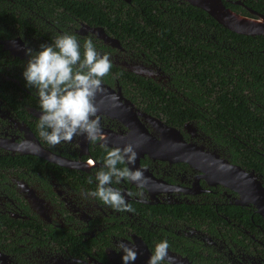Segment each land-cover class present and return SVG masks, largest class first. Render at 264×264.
Returning <instances> with one entry per match:
<instances>
[{
    "label": "flooded vegetation",
    "instance_id": "1",
    "mask_svg": "<svg viewBox=\"0 0 264 264\" xmlns=\"http://www.w3.org/2000/svg\"><path fill=\"white\" fill-rule=\"evenodd\" d=\"M14 2L7 0L10 8ZM49 12H29L28 22L16 30L13 26L11 36L0 40L7 42L2 50L11 75L22 76L28 49L37 51L57 34L71 32L81 45L91 38L120 73L164 85L162 70L144 62L145 56L124 40L113 38L116 42L109 44L92 31L101 28L105 33L103 27L66 20L70 14L60 15L57 7ZM33 14L40 20H31ZM109 73L113 81H102L92 99L100 125L95 141L77 134L70 141L48 144L37 128L35 90L0 87V98H16L0 100V157H6L0 161V215L10 219L0 227V264H148L161 240L168 248L159 264H264V148L254 150L260 158L248 166L252 153L245 141L221 142L210 132L206 122L211 114L202 107L208 103L195 106L180 95L185 116L166 119L144 102L152 94L121 85L119 73ZM189 107H195L191 118L186 117ZM222 135L249 137L233 130ZM161 137H182L183 151L156 146ZM128 145L138 166L135 159L131 168L126 160L117 166L139 170L142 177L113 182L129 206L117 211L87 193L95 190V174L106 151ZM176 151L182 152V161L176 160L180 154H171ZM243 173L248 182H238Z\"/></svg>",
    "mask_w": 264,
    "mask_h": 264
},
{
    "label": "trees",
    "instance_id": "2",
    "mask_svg": "<svg viewBox=\"0 0 264 264\" xmlns=\"http://www.w3.org/2000/svg\"><path fill=\"white\" fill-rule=\"evenodd\" d=\"M14 1L10 8L7 0H0V40L11 36L13 26L16 30L22 26L21 22H28L29 12L51 15L49 11L54 7L60 10V15L70 14V19L66 20L101 26L109 37L124 40L123 44L145 56L144 62L155 64L167 76L161 85L128 72L120 73L112 66L109 72L119 73L121 85H136L145 89L140 90L142 95L152 94V98H145L144 102L162 111L166 119L181 120L185 116L180 95L195 106L208 103L202 107L211 114L206 122L210 132L218 134L221 142L245 141L252 153L248 166L260 158L254 150L264 148V36L231 32L205 11L177 0ZM222 1L240 15L254 17L249 9L264 15V0ZM34 19L40 20L36 14L32 15L31 20ZM128 39L130 41H126ZM5 56L0 45V87L25 85L22 76L10 74ZM17 71L21 72V68ZM102 81L111 84L113 77L108 73ZM164 86L171 89L165 90ZM15 99L0 98L1 101ZM194 109L187 108L186 117L191 118ZM230 130L249 137L222 135ZM20 157L21 160L31 158ZM5 159L0 157L1 162ZM9 220L0 215V227Z\"/></svg>",
    "mask_w": 264,
    "mask_h": 264
},
{
    "label": "clouds",
    "instance_id": "3",
    "mask_svg": "<svg viewBox=\"0 0 264 264\" xmlns=\"http://www.w3.org/2000/svg\"><path fill=\"white\" fill-rule=\"evenodd\" d=\"M26 54L28 59L22 78L25 87L35 90L39 100L40 137L50 145L70 141L77 134L97 140L100 125L92 99L112 67L109 56L99 53L91 38L81 45L77 35L71 32L59 33L52 43L41 44L37 51L28 49ZM135 155L130 145L107 150L95 174V190L87 194L117 211L127 210L125 196L112 185L121 178L133 182L141 180V171L117 166L125 160L132 163ZM167 248L166 240L158 242L148 264H159Z\"/></svg>",
    "mask_w": 264,
    "mask_h": 264
},
{
    "label": "water",
    "instance_id": "4",
    "mask_svg": "<svg viewBox=\"0 0 264 264\" xmlns=\"http://www.w3.org/2000/svg\"><path fill=\"white\" fill-rule=\"evenodd\" d=\"M125 1L129 2L130 0H125ZM177 1L186 2L191 6L197 7L205 11L218 24L230 30L231 32H234L236 34L245 35V36H261V35L264 36V15L257 13L253 10L249 9V12L251 15H254V17H249V16L240 15L232 11L231 9L227 8L222 0H177ZM236 3L239 4L240 2H236ZM92 31L99 38L107 41L109 44L113 45V43L116 42L115 39L107 36L101 28H92ZM6 43H7L6 41H0V45H2L3 50H6ZM155 144L156 146L161 145L163 150L164 149L170 150L167 148L168 146H170L172 147L173 150L183 151L182 145H184V142L182 141V137H161V140L157 141ZM115 148H119V147H115ZM22 152H25V151H22ZM188 152H190V150H188ZM30 153L38 154L32 151ZM139 154L141 155L142 153L140 152ZM171 154L174 157H177V155L180 154L178 156L179 159H176V160L178 161L183 160L182 152L176 151V152H171ZM135 160H136L135 163L138 166L137 158ZM129 167L131 168L130 164H129ZM234 170L239 171V168L235 167ZM248 178L249 176L243 173L241 175V180L239 179L238 182L244 181V180L248 182ZM262 214L264 217V213ZM1 257L2 256H0V259Z\"/></svg>",
    "mask_w": 264,
    "mask_h": 264
}]
</instances>
